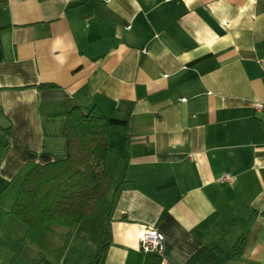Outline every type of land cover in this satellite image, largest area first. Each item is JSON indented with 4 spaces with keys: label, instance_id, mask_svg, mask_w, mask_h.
<instances>
[{
    "label": "crops",
    "instance_id": "crops-1",
    "mask_svg": "<svg viewBox=\"0 0 264 264\" xmlns=\"http://www.w3.org/2000/svg\"><path fill=\"white\" fill-rule=\"evenodd\" d=\"M262 60L264 0H0V191L28 161L66 157L51 113L96 107L120 121L97 264H264ZM14 220L0 264H96L76 237L42 255ZM140 226L163 235L159 254Z\"/></svg>",
    "mask_w": 264,
    "mask_h": 264
},
{
    "label": "trees",
    "instance_id": "trees-1",
    "mask_svg": "<svg viewBox=\"0 0 264 264\" xmlns=\"http://www.w3.org/2000/svg\"><path fill=\"white\" fill-rule=\"evenodd\" d=\"M65 118L62 136L66 157L44 164L28 161L0 191V221L11 214L25 225L22 242L35 244L42 255L59 260L72 237L97 249V264L110 244L109 214L113 184L106 173L111 126L96 107L73 104L55 113ZM147 255L144 264H159Z\"/></svg>",
    "mask_w": 264,
    "mask_h": 264
},
{
    "label": "built area",
    "instance_id": "built-area-1",
    "mask_svg": "<svg viewBox=\"0 0 264 264\" xmlns=\"http://www.w3.org/2000/svg\"><path fill=\"white\" fill-rule=\"evenodd\" d=\"M264 62V60H262ZM255 111L264 112V100L256 101L253 104ZM222 180H227V177H222ZM137 238L139 248L144 253L161 252L163 235L149 226H140L137 230Z\"/></svg>",
    "mask_w": 264,
    "mask_h": 264
},
{
    "label": "rangeland",
    "instance_id": "rangeland-1",
    "mask_svg": "<svg viewBox=\"0 0 264 264\" xmlns=\"http://www.w3.org/2000/svg\"><path fill=\"white\" fill-rule=\"evenodd\" d=\"M4 218H5V217H4ZM14 221L16 222V225H18V226H19V225H23L22 222H20V220H18V219H17V220H14ZM23 229H24V225H23ZM93 249H94V248H93Z\"/></svg>",
    "mask_w": 264,
    "mask_h": 264
}]
</instances>
